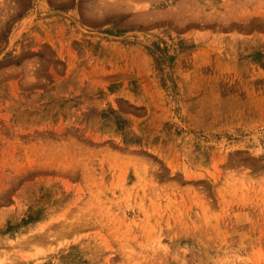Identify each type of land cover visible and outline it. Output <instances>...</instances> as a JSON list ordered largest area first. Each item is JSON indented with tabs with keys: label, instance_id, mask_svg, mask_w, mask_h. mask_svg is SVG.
I'll use <instances>...</instances> for the list:
<instances>
[{
	"label": "rangeland",
	"instance_id": "obj_1",
	"mask_svg": "<svg viewBox=\"0 0 264 264\" xmlns=\"http://www.w3.org/2000/svg\"><path fill=\"white\" fill-rule=\"evenodd\" d=\"M0 264H264V0H0Z\"/></svg>",
	"mask_w": 264,
	"mask_h": 264
}]
</instances>
